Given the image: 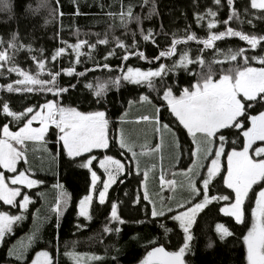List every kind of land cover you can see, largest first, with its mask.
<instances>
[{"label":"snow or ice","instance_id":"1","mask_svg":"<svg viewBox=\"0 0 264 264\" xmlns=\"http://www.w3.org/2000/svg\"><path fill=\"white\" fill-rule=\"evenodd\" d=\"M73 2L75 3L76 0ZM214 3L219 5L221 0H214ZM0 5H2L0 10L11 11L8 0H0ZM233 5L234 0H227L229 14L223 21L215 19L217 12L212 9H208L204 15L196 16L197 24H200L206 16L211 17L206 25V37H197L195 33L187 32L185 36L177 38L173 33L170 45L165 48H160L157 44L152 29H148L147 32L141 29V39L160 48L158 54L151 59L143 51L137 50L135 33L132 34L131 45L126 44L119 37H113L115 47L106 51L103 59L107 61L109 57L117 55L115 49H121L122 53L118 58L122 63L117 66L120 74L110 77L106 82H97L95 86L92 83L85 84V87L92 91L97 104L103 100L109 85L117 89L122 84L146 86L150 92L156 93L155 99L158 104L154 105L152 116L144 115L139 119L151 121L157 133L163 131L171 134L175 138L174 147L179 151L177 133L169 123L161 124L160 114L166 111L170 118H174L171 124L177 131H185L187 137L191 138V144L194 145V148L189 149L190 165L183 173L185 177L183 186L189 192L190 198L177 202L175 207L168 205L163 198L160 207L156 206V202L150 198L147 191L146 181L149 172L147 170L143 172L142 199L151 205V217L154 219L165 217L173 221L175 227L182 232V242L178 243L175 250L170 251L157 240L149 241L150 250L146 249V254L139 264H186L185 257L190 251L193 239L191 228L198 214L213 203L218 205L220 214L232 218L237 225L246 226V231L240 237L245 250L244 264H264V54L251 56L246 54L249 50H256L258 46L260 52L264 53V44H262L264 35H249L229 26L233 18L239 19V14ZM41 6H47L46 0ZM249 7L264 13V0H249V5L244 9L246 13ZM121 8L119 14L121 26H126L132 19H135L139 25L140 17H133L131 5L126 11L123 10V4ZM56 12L58 15H63L59 12V0H57ZM80 14L77 6L74 15ZM107 15L114 17L116 14L107 13ZM218 23L225 25V30L213 31ZM95 35L98 37L95 43L79 38L75 43L61 40L63 46L56 48L50 59L56 62L61 56H69L70 66L59 70L46 69L43 49L39 50L41 58L31 55L33 52L31 45L18 43L17 33H12L7 42L0 38V69L7 66V72L15 73L18 77L12 83L0 85V90L9 93H51L53 97L50 100L45 99L42 104L28 106L22 112L13 111L6 100L0 102V114L8 120L7 123L0 125V201L3 205L18 208L23 213L32 203L26 190L33 189L43 181L33 178L34 173L28 168L21 169L18 165L21 162L28 163L27 144L29 142L46 144L49 134L55 138L54 142L60 146L59 150L64 155L74 162L79 160L77 166L90 173L91 183L88 193L79 199L77 204L78 217L91 220L90 210L94 202V193H98L96 197L98 204L104 205L110 187L118 178H127L131 175L132 165H135L136 175H141L136 145L129 142L122 128L118 129L117 134L109 135L110 121L106 115L107 109L81 111L62 102L63 94L70 88L74 89L76 85L60 86L58 77L61 74L69 77H84L88 71H94L95 68L113 71L107 62L103 64L96 62L94 69L85 68L84 71H76L75 66L81 63V56L87 55L91 60L92 52L97 45L109 44L107 34L102 39L99 38L98 33ZM232 37L246 42L249 49L241 47L224 51L215 47L217 41ZM192 41L203 46L197 48V55L194 58L190 56V50H181L178 59H173L177 56L178 45H186ZM85 46L88 48L87 53L81 51ZM69 49L71 53L68 52ZM207 49H214V55L206 60L203 53ZM21 50L29 53L36 65L35 74L15 63V55ZM72 56L75 57L74 61L71 59ZM132 56L149 64L159 63L158 66L146 70L124 64ZM221 56L223 59L217 58ZM169 59L172 60L171 64L161 62ZM253 62L257 66H253ZM225 64L228 66L225 67ZM190 65H195L196 68H190ZM216 65H219L218 69ZM179 70L192 77L187 86L166 82L165 77L169 73L176 74ZM45 71L49 77L47 80L40 78ZM157 81L160 84L159 88L156 86ZM136 102L153 104L149 95L144 94L139 96L138 101L129 100L128 104L131 106ZM120 122H123V117L120 118ZM34 123L38 126L34 127ZM13 124L15 130L10 127ZM112 146L118 149L120 157L125 158L123 162L114 155L108 154ZM140 147L143 150L147 146ZM161 149L162 143H157L149 151L155 153ZM143 154L145 153L141 151L140 155ZM202 160L207 163H203ZM165 182L170 188L175 185L174 180L165 181L162 174L161 183ZM120 183H124V179H120ZM57 187L62 186L57 184ZM70 199L67 193L57 198L53 208L57 216V229L60 214ZM139 201L138 195L134 203ZM22 219L23 215L0 211V242L6 234L13 231L14 223ZM113 222L125 223L118 214L117 202H112L110 206L108 224ZM108 224L103 228L105 233L121 231L119 227L112 228ZM160 226L164 227V225ZM170 231L172 229L164 227L165 235ZM215 231L221 240L234 235L222 223L215 225ZM9 255L22 260L23 251L10 249ZM65 255L73 260V264H85L86 260L100 259L75 252H66ZM31 264H57V262L49 251L41 250L35 253Z\"/></svg>","mask_w":264,"mask_h":264},{"label":"trees","instance_id":"2","mask_svg":"<svg viewBox=\"0 0 264 264\" xmlns=\"http://www.w3.org/2000/svg\"><path fill=\"white\" fill-rule=\"evenodd\" d=\"M8 2L11 5V11L0 10V38L7 42L12 33H17L18 43L30 44L33 49L31 55H35L38 59L41 58L39 50L43 49L42 55L43 58H46V69L59 70L62 67L70 66L69 56H61L56 62H52L50 59L54 50L63 46L60 43L61 40L75 43L79 38L87 40L89 43H95L98 39L95 34L98 33L101 39L107 34L109 44L97 45L92 52V59L90 60L87 55H83L80 58L81 63L75 67L76 71L80 72L84 71L85 68L94 69L96 62L100 64L107 62L113 71L95 68L94 71H88L84 77H69L61 74L58 77V84L64 87L69 84L76 85L74 89L70 88L67 93L63 94L62 102L64 105L77 107L81 111L107 109L110 136L117 134L120 118L126 112L129 100L138 101L139 96L144 94L149 95L150 99L153 100V104H150L152 108L158 104L155 99V92H150L146 86L138 87L131 84H122L119 89L109 85L101 103H95L96 98L92 91L85 87V84L92 83L95 86L97 82H106L110 77L120 74L117 66L122 63L118 58L122 53L121 49H115L116 56L109 57L107 61L103 59L106 51L115 47L113 37H119L126 44L131 45L133 42L132 34L135 33V40L138 43L137 50L143 51L151 59L158 54L160 48L170 45L173 33L176 34L177 38L185 36L187 32H193L197 37H206V25L211 17L206 16L200 24H197V15H204L208 9H212L217 12L215 19L223 21L227 19L229 14L227 0H221L219 5L215 4L214 0H76L75 3L73 0H59V12L63 13L62 16L56 12L57 0H46L47 6H41L44 0H8ZM122 4L124 11L129 5L132 6L133 17H140L139 25L135 19H132L126 26H121L119 14L122 10ZM248 5L249 0H234L233 7L238 12L239 19L233 18L229 22V26L249 35H264V13L252 10L250 7L246 13L244 9ZM77 6L80 15H74ZM107 13H115L116 15L113 17ZM141 29L145 32L152 29L160 48L151 42H144L140 37ZM223 30H225V25L222 23H218L217 28L213 29V31ZM198 47L202 48L203 46L197 45L194 41L188 42L186 45H178L177 56L173 59H178L181 50H190L189 54L194 58L197 55ZM215 47L224 51L229 48L235 50L241 47L249 49L247 43L240 41L237 37L217 41ZM81 51L87 53L88 48L85 46ZM68 52L71 53V50L69 49ZM246 54L251 56L264 53L260 52V46H258L256 50H249ZM203 55L206 60L212 58L214 49L205 50ZM217 58L223 59L222 56ZM71 59L74 61L75 57L72 56ZM161 62L171 64L172 60H162ZM15 63L35 74L36 65L26 50H21L15 55ZM158 63L149 64L135 56L124 62L127 66L140 67L142 70L156 67ZM224 66L227 67L228 65L225 64ZM253 66L257 65L253 62ZM6 67L0 69V85L12 83L18 78L15 73H8ZM215 67L218 69L219 65ZM190 68H196V66L190 65ZM40 78L49 79L47 72L45 71ZM191 79L192 77H189L183 70H179L176 74L169 73L165 77L168 84H179L180 86H187ZM156 86L157 88L160 87L158 81ZM52 98L51 93H9L0 90V102L6 100L10 108L17 112H22L28 106L42 104L45 99L50 100ZM172 119L174 118H170L166 111L161 112V124L169 123L173 127V131L177 133L180 143V150L178 151L174 147L175 138L171 134L161 131L167 141L166 157H170L168 165H171L170 169L185 170L190 165L189 149L193 148V145L191 138L187 137L185 131H177L175 126L171 124ZM7 122L8 120L5 119L4 115L0 114V125ZM10 127L15 130L14 124ZM47 140L45 145L54 152L58 148L57 153L59 152V154L50 164H46L37 157L36 150L33 151V157L30 159L34 169L38 171V168H43L46 171L38 174V179L43 181L41 186L26 190L29 192L32 203L21 213L18 208L3 205V202L0 201V211L23 215V219L14 223L13 231L6 234L0 243V264H29L35 253L41 250L49 251L57 264H73L70 257L65 255L66 252L87 254L100 258L92 261L86 260L85 264H137L146 254V249L150 250L149 241L157 240L170 251L175 250L178 243L182 242V232L175 227L173 221L165 217L155 219L151 217V207L147 201L142 199L141 181L143 176H137L133 167L131 175H128L127 178H118L117 182L112 185L104 205L98 204L96 201L98 193H94V202L90 210L91 220L78 217L77 204L79 199L88 193L91 183L90 173L77 166L79 160L74 162L64 155L51 134L48 135ZM108 154L114 155L122 162L125 160L124 157H120L115 146L111 147ZM152 161L155 165V159ZM153 170L155 171V167ZM163 173L164 170L161 167L159 175L161 176ZM154 174L155 172L153 176ZM163 177H166V174ZM120 179H124V183H120ZM182 183L179 194L186 195V187L183 186L184 181ZM57 184L62 187H57ZM148 188L150 194L158 195L157 192L160 188L154 181L150 185L148 184ZM63 193L69 194L71 199L60 214L59 228L57 229V216L53 208L57 198L61 197ZM138 195L140 201L134 203ZM112 202L118 203V214L125 221L124 224L115 222L108 224ZM217 223L224 224L234 235L221 240L215 231ZM106 224L112 228L119 227L121 231L119 233L115 231L105 233L103 228ZM77 225H81V227L78 228ZM160 225H164L172 231L165 235L164 227ZM245 231L246 226L237 225L232 218L220 214L218 205L215 203L209 205L198 214L191 228L193 239L190 251L185 257L186 264H244L245 250L240 237ZM26 235L32 237V242L23 254L22 260H17L9 255V250ZM114 257L115 259H113Z\"/></svg>","mask_w":264,"mask_h":264},{"label":"rangeland","instance_id":"3","mask_svg":"<svg viewBox=\"0 0 264 264\" xmlns=\"http://www.w3.org/2000/svg\"><path fill=\"white\" fill-rule=\"evenodd\" d=\"M127 111H128V114H129L130 111L128 109H127ZM144 115H147V114H143V116ZM33 126L35 127V126H38V125L34 123ZM147 140H149V138L146 136V141ZM152 142H153L154 146L157 143H162V149H161V151L153 153V152L149 151L148 148H144L143 150L141 148H136L135 149L137 151V154H138V157L137 158L139 160V169H140L141 175L143 176V172L146 171V170L149 172V174H152L154 167H157L160 170H161V167H162L163 170H164L163 176H165V174L167 175L168 173L171 174V175H177L178 174L180 177L183 178V181H185V177L183 175V173L185 172V170H180L179 172H176L175 173V169H172L171 170L169 168V167H171V165H168V161H169V158L170 157H168V156L166 157V155H167V150H166V148H167V145H166L167 144V141L165 140L164 133L163 132H160L158 134V136H157V133H156V136L152 138ZM147 144H149V143H147ZM26 147H27V159H28V163L27 164H24L23 162H21L18 165V167H20L21 169L28 168L30 172L34 173L33 178L38 179V174L39 173H42L43 171H46V170H43V168H38V171H36L34 169V167L32 165V160L30 159V157H33V151L36 150L35 154L41 160L42 163L44 162L46 164H50L54 159H56L57 149L58 148H56V151L54 152L50 147L46 146L45 144H40V143L33 144L31 142H29ZM45 148L47 149V151H45ZM193 148H194V145H193ZM141 151H143L145 154L140 155ZM142 159H146L147 160L146 161L147 163L149 162V166L148 167H147V164H142ZM153 159H155V165H154V163L152 161ZM202 162L203 163H207L206 161H203V160H202ZM143 163H144V161H143ZM132 167L134 168V170L136 172L135 165H133ZM163 178H165V177H163ZM164 180L166 181V179H164ZM148 182H149V175H148V180L146 181V184ZM175 182L178 183L177 180ZM42 184H40V185H38V186H36L34 188H37V187L41 186ZM147 191H148V193L150 195V198L153 201L156 202V206L158 208L160 207V201H161L162 198L165 201L168 202V205H171L172 207H175V204L177 202H183V201H185V200H187V199L190 198V194L187 191V189H186V193L187 194L186 195H181V194H179L180 193V190H179V188L176 185H174L173 187L170 188L169 185L166 182L163 183L160 186V190L157 192L158 193L157 196H153L152 194H150L148 185H147ZM143 193H144V188H143ZM177 194H179V195H177ZM169 198H171V199H169ZM150 207H151V205H150ZM31 242H32V237L29 236V235L28 236L26 235L23 238H21L20 240H18L12 246L11 249H15L17 251H23V254H24L25 251H26V249L31 244ZM84 256H86V257H92V255H87V254H84ZM12 257H15V256H12ZM34 257H35V255H34ZM89 261H92V260H89ZM72 262H73V260H72ZM29 264H31V262ZM137 264H139V263H137Z\"/></svg>","mask_w":264,"mask_h":264},{"label":"crops","instance_id":"4","mask_svg":"<svg viewBox=\"0 0 264 264\" xmlns=\"http://www.w3.org/2000/svg\"><path fill=\"white\" fill-rule=\"evenodd\" d=\"M127 109L130 112L128 114V111L126 110V112L123 115V122L122 123L120 122L118 129L122 128L124 130L125 135L128 138L129 142L135 144L136 148H141L140 147L141 145H146L147 147L145 148H148V149L153 148L154 144L152 142V138L155 137L157 133L154 131V124L151 121H148V122L142 121L139 119V117L143 116V114L152 116L154 113V108H152L150 104L136 102V103H133L131 106H128ZM158 134L159 133H157V136ZM146 136L149 138V140L147 141H146ZM146 161H147L146 159H142V164H147ZM159 171L160 169L155 167V171L153 170V173L155 172V174L154 176H153V173L149 174V182L147 183V185L148 184L150 185L151 182L154 181V183L157 184V187L160 188L162 183H161V176L159 175ZM179 171H180L179 169L177 168L175 169V173ZM164 179H166V181L167 180H174V181L177 180L178 183L175 182V185L179 188V190H181L180 187H182L183 178L180 177L178 174L171 175L168 173Z\"/></svg>","mask_w":264,"mask_h":264}]
</instances>
